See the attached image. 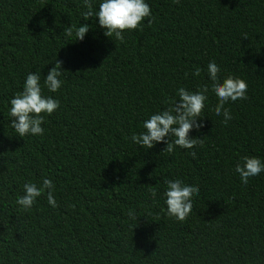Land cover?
Segmentation results:
<instances>
[{
    "label": "trees",
    "instance_id": "obj_1",
    "mask_svg": "<svg viewBox=\"0 0 264 264\" xmlns=\"http://www.w3.org/2000/svg\"><path fill=\"white\" fill-rule=\"evenodd\" d=\"M145 2L153 23L121 42L98 17L83 19L84 0H0V264H264V172L247 185L235 172L244 156L264 162V0ZM58 59L62 86L50 92L44 80ZM213 60L221 82L248 85L247 99L225 104L227 124L214 111ZM31 72L60 107L44 114L43 135L21 138L10 101ZM204 85V127L190 132L202 144L169 153L166 143H133L179 88ZM45 178L59 207L45 190L23 210V185ZM176 179L200 189L184 221L167 215L164 181Z\"/></svg>",
    "mask_w": 264,
    "mask_h": 264
},
{
    "label": "clouds",
    "instance_id": "obj_2",
    "mask_svg": "<svg viewBox=\"0 0 264 264\" xmlns=\"http://www.w3.org/2000/svg\"><path fill=\"white\" fill-rule=\"evenodd\" d=\"M179 4L180 0H173ZM85 6L89 9L83 13L84 20L98 17L99 26L105 29L104 35L121 42L124 41L122 35L125 31L143 30L141 25L148 19L150 27L154 21L151 8L145 0H102L98 11H92L91 0H84ZM89 31L87 24L80 26L75 35L78 41H82ZM66 36L73 35V27L69 26L63 32ZM247 39V35H244ZM63 61L57 60L55 66L52 67L45 80L44 84L50 92H57L62 86V81L59 77L62 76ZM208 74L211 78V90L218 97V104L214 111L217 116L223 115V123L227 124L232 119L229 109L225 108V104L229 101L247 99L248 85L241 78L228 76L223 82L219 80V66L213 60L207 66ZM201 68L195 67L194 75L200 76ZM40 75L31 72L27 75L24 83L23 91L18 92L10 101V116L12 117L11 126L15 132L21 137L26 135H43L45 129L41 126L44 123V114L52 115L59 107L58 100L52 97H45L42 94L40 84ZM209 88L204 85L196 92H190L184 87L177 91L179 99L175 101L168 109L153 114L148 120L144 121L145 132L133 134L131 139L133 143L140 145L146 149H152L158 143H166L167 147L163 152H173L176 146L183 149H193L198 143H203V138L199 141L197 138H192L190 132L193 129L200 130L204 127L201 121L205 101L208 99L207 93ZM166 137L169 138L166 140ZM175 139H172V138ZM193 158L197 153L192 151L189 153ZM241 163L235 167V172L239 174L241 182L247 185L251 177L258 176L264 172V162L259 158L252 156H244L241 158ZM167 190L165 192L167 215L178 221H184L192 211V197L199 194V187L196 185H186L183 181L165 180ZM24 195L19 196L16 203L25 211L30 210L36 203L38 197L47 191V200L53 208L59 207L53 192L55 186L50 179H43L42 185L37 186L36 183L28 182L23 185ZM153 197L156 192H152ZM129 216L136 219L134 211H129Z\"/></svg>",
    "mask_w": 264,
    "mask_h": 264
}]
</instances>
